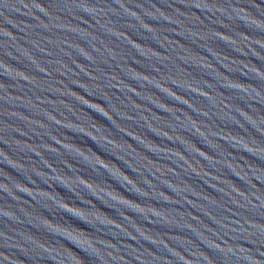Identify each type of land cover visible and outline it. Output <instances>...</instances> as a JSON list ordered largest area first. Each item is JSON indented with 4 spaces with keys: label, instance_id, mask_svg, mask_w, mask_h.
<instances>
[{
    "label": "water",
    "instance_id": "1",
    "mask_svg": "<svg viewBox=\"0 0 264 264\" xmlns=\"http://www.w3.org/2000/svg\"><path fill=\"white\" fill-rule=\"evenodd\" d=\"M0 264H264V0H0Z\"/></svg>",
    "mask_w": 264,
    "mask_h": 264
}]
</instances>
